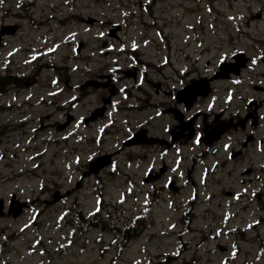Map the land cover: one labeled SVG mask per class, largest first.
<instances>
[{
	"label": "rangeland",
	"instance_id": "1",
	"mask_svg": "<svg viewBox=\"0 0 264 264\" xmlns=\"http://www.w3.org/2000/svg\"><path fill=\"white\" fill-rule=\"evenodd\" d=\"M4 21L18 26L0 71L15 52L26 79L0 96V264H264V64L213 81L197 108L206 125L260 102L242 162L229 150L245 132L172 142L166 108L235 52L264 53V0H0ZM134 67L138 79L123 73ZM112 84L114 104L86 123ZM141 129L159 141L126 144ZM11 202L29 204L14 217Z\"/></svg>",
	"mask_w": 264,
	"mask_h": 264
},
{
	"label": "water",
	"instance_id": "2",
	"mask_svg": "<svg viewBox=\"0 0 264 264\" xmlns=\"http://www.w3.org/2000/svg\"><path fill=\"white\" fill-rule=\"evenodd\" d=\"M244 62H245V58L243 57V55H240L238 57V63L236 65H234V66H232V65H224V67H223V74L222 75H224V77H228V75H229L230 72H235L236 74H238V71H239L240 67L244 65ZM201 88H203V87H201ZM192 90H193V87H191V88H189V89L181 92L179 94L180 95L179 97H182V93H185V94H186V92L187 93H192ZM200 93H204L203 95H206L207 94V89H206V91L204 90V91H202Z\"/></svg>",
	"mask_w": 264,
	"mask_h": 264
},
{
	"label": "flooded vegetation",
	"instance_id": "3",
	"mask_svg": "<svg viewBox=\"0 0 264 264\" xmlns=\"http://www.w3.org/2000/svg\"><path fill=\"white\" fill-rule=\"evenodd\" d=\"M182 109H183V111L186 113L185 115H183V114H181V118L182 119H180V122H177L176 121V123H175V128L176 129H178V130H182L183 128L182 127H184L185 126V128L184 129H187L188 127H189V121L191 120V119H193V118H196V120H197V117H198V114H194L195 115V117H193L192 116V118H188V119H186V117H187V114L190 112V110H188L187 109V107L185 106V105H182ZM257 110H258V105H257ZM248 113H249V111H247L246 112V115H248ZM176 117V116H175ZM194 121V120H193ZM179 123H181V124H179ZM245 126V125H244ZM243 126V127H244Z\"/></svg>",
	"mask_w": 264,
	"mask_h": 264
},
{
	"label": "trees",
	"instance_id": "4",
	"mask_svg": "<svg viewBox=\"0 0 264 264\" xmlns=\"http://www.w3.org/2000/svg\"><path fill=\"white\" fill-rule=\"evenodd\" d=\"M0 81H5V82H7V81H9V79H7V78H0Z\"/></svg>",
	"mask_w": 264,
	"mask_h": 264
}]
</instances>
